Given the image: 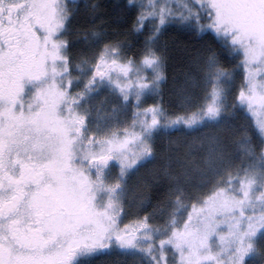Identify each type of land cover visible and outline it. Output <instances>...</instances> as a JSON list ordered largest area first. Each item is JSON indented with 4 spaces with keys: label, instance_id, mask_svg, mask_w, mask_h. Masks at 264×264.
Segmentation results:
<instances>
[{
    "label": "snow or ice",
    "instance_id": "6c2138e0",
    "mask_svg": "<svg viewBox=\"0 0 264 264\" xmlns=\"http://www.w3.org/2000/svg\"><path fill=\"white\" fill-rule=\"evenodd\" d=\"M108 7L0 0V264H264V0Z\"/></svg>",
    "mask_w": 264,
    "mask_h": 264
},
{
    "label": "trees",
    "instance_id": "16d2710c",
    "mask_svg": "<svg viewBox=\"0 0 264 264\" xmlns=\"http://www.w3.org/2000/svg\"><path fill=\"white\" fill-rule=\"evenodd\" d=\"M77 2L81 5H83L86 2H99L104 5H109L106 11L107 13L112 14L113 18L115 19L117 16V10L112 8L111 5L125 3L126 0H77ZM120 15L123 17V21H124V23L121 26V31H124L126 28H129L131 26V20L133 19V17L127 13H120ZM72 38L76 39L75 36H73ZM126 39L129 43L135 45L133 51H137L139 47L142 46L144 37L143 36L137 37L136 35L129 32ZM165 39H168L169 41L179 40L182 43V45H187L189 48L199 46L195 39L189 38L186 35L179 34L172 30H170L166 34ZM210 44L212 47L214 48L216 47V44L214 42H210ZM190 71L194 72L195 69L190 67L188 59L186 57H183L179 51L173 52L171 54V58L169 59L168 66L165 69V76L167 83L161 85V92L163 95V106L168 112L183 114L184 111L188 110L187 108L181 106L177 96L175 95L174 81L177 86L181 85L184 81L185 75ZM239 83L240 80L237 79L236 81L237 88L239 86ZM106 95H107L106 92L101 94L98 97L97 102L103 101ZM203 96H204V92L198 90V96L192 102L193 103L202 102ZM155 99L159 100L160 98L156 97ZM151 102L152 101L149 100V103ZM245 114L254 124L253 118L249 116L247 112ZM247 122H248L247 120L241 121V123H247ZM195 135L196 134H194L192 137L189 138V137H184L180 134H175L173 135L172 140L175 142V146L181 147L185 144L186 141L189 143L193 139H195ZM165 142L167 143V141ZM134 211L135 209H133V212ZM129 217H133V216H129ZM94 264H132V261L130 257L112 255V256H100L96 258ZM255 264H262L261 259L259 257L255 258Z\"/></svg>",
    "mask_w": 264,
    "mask_h": 264
},
{
    "label": "rangeland",
    "instance_id": "374dc122",
    "mask_svg": "<svg viewBox=\"0 0 264 264\" xmlns=\"http://www.w3.org/2000/svg\"><path fill=\"white\" fill-rule=\"evenodd\" d=\"M107 93V92H106ZM134 102V101H133ZM249 114V116H251L252 118H253V121H254V124H255V119H256V117H253L252 115H251V113H248ZM130 116H131V110L129 111V118H128V123L130 124L131 123V120H130ZM121 119H125V117H121ZM189 143H191V142H189ZM133 219V217L132 218H129V219H125L124 220V223H129L131 220Z\"/></svg>",
    "mask_w": 264,
    "mask_h": 264
},
{
    "label": "flooded vegetation",
    "instance_id": "af4514ba",
    "mask_svg": "<svg viewBox=\"0 0 264 264\" xmlns=\"http://www.w3.org/2000/svg\"><path fill=\"white\" fill-rule=\"evenodd\" d=\"M133 213H135V211ZM129 218H132V217H129ZM129 218H127V219H129Z\"/></svg>",
    "mask_w": 264,
    "mask_h": 264
}]
</instances>
